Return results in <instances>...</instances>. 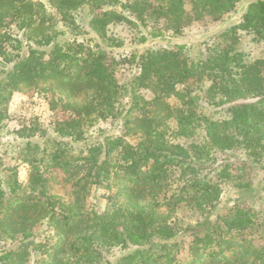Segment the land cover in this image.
<instances>
[{
  "label": "trees",
  "instance_id": "1",
  "mask_svg": "<svg viewBox=\"0 0 264 264\" xmlns=\"http://www.w3.org/2000/svg\"><path fill=\"white\" fill-rule=\"evenodd\" d=\"M238 1L0 0V134L16 92L66 115L51 132L38 119L19 128L17 163L0 161V264H264V206L245 197H264V57L236 46L240 31L264 41V0L198 54L108 50L112 24L143 25V43ZM78 13L101 41L79 39ZM123 61L139 70L124 83ZM109 119L124 134H88ZM198 129L203 142L172 140ZM54 169L68 199L51 193ZM223 183L241 192L221 210ZM188 213L203 219L184 225Z\"/></svg>",
  "mask_w": 264,
  "mask_h": 264
},
{
  "label": "rangeland",
  "instance_id": "2",
  "mask_svg": "<svg viewBox=\"0 0 264 264\" xmlns=\"http://www.w3.org/2000/svg\"><path fill=\"white\" fill-rule=\"evenodd\" d=\"M47 3L48 0H37ZM252 0H239L237 7L234 11L226 14L223 18L212 21L209 17H204L200 20L193 21L192 24H187L180 34H173L171 31H165L161 37H147V40L143 43L139 42V37L147 35L146 29L143 25L136 23L128 24L126 22L112 24L108 33L111 37L117 39L119 43L111 46V53L117 58L123 59V57H130L133 53L141 52L146 47H168L171 48L176 43H184L186 45V51L189 54H198L208 47L212 41L220 40L218 34L229 28V26L240 21L242 14ZM77 19L80 21V25L84 28L80 30L81 35L79 39H86L94 41L93 39H101L92 32L88 27L84 26V20L87 16L82 17V13H78ZM133 19V17H131ZM238 50L243 51L250 59L264 57V41L258 40L254 34L246 31H240L239 40L236 44ZM139 70L136 66L128 61L121 62L120 71L118 73L121 82H127L131 79L132 75ZM9 119L7 125L3 128L0 134V161L7 165L16 164V149L21 141L18 137V129L22 126L32 125L36 119L41 123L43 128L50 130L53 128V124L62 119L66 115L61 111L51 110L47 100L38 92L32 90L27 92H16L9 104ZM124 134V126L115 119H109L108 121L98 122L95 125L88 128V134L92 136L102 134ZM127 139L135 142L136 139L132 136L125 135ZM205 133L202 129H198L195 135L189 138H172V140L187 144L190 142H203ZM27 170L25 167H19V175L22 181L26 179ZM49 175L53 178L51 181V193L57 194L60 197L68 199L71 194L72 187L70 183H67L60 170H51ZM261 185L264 184V173H261L257 179ZM222 203L220 204L221 210H223L226 203H233L237 193L241 192V189L232 187L229 184L223 183ZM264 193V186L263 192ZM246 202L254 208H261L264 206V197L259 194L257 196L245 195ZM94 195L90 198L93 201ZM203 218H200L198 213H188L184 219V225H196L201 222ZM47 232L43 233V238ZM123 251H118L116 257L123 254ZM115 257V258H116ZM36 259V256H33ZM114 258V259H115ZM33 259L31 264H36Z\"/></svg>",
  "mask_w": 264,
  "mask_h": 264
}]
</instances>
